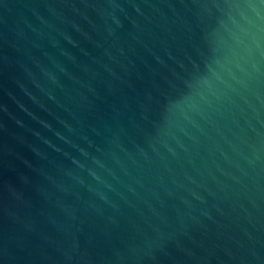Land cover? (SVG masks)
<instances>
[{"label": "water", "instance_id": "water-1", "mask_svg": "<svg viewBox=\"0 0 264 264\" xmlns=\"http://www.w3.org/2000/svg\"><path fill=\"white\" fill-rule=\"evenodd\" d=\"M0 264H264V0H0Z\"/></svg>", "mask_w": 264, "mask_h": 264}]
</instances>
